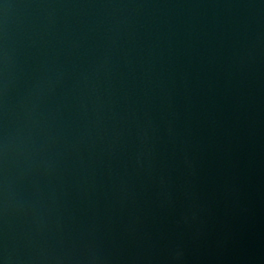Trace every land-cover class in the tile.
Segmentation results:
<instances>
[{"label":"water","instance_id":"obj_1","mask_svg":"<svg viewBox=\"0 0 264 264\" xmlns=\"http://www.w3.org/2000/svg\"><path fill=\"white\" fill-rule=\"evenodd\" d=\"M0 264H264V0H0Z\"/></svg>","mask_w":264,"mask_h":264}]
</instances>
